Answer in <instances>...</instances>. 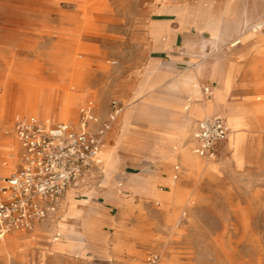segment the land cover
<instances>
[{
	"label": "rangeland",
	"instance_id": "1",
	"mask_svg": "<svg viewBox=\"0 0 264 264\" xmlns=\"http://www.w3.org/2000/svg\"><path fill=\"white\" fill-rule=\"evenodd\" d=\"M151 1L0 0V100L3 103L0 104V165L5 161L6 166L13 164L6 172L0 171V177L9 175L18 164V144L11 130L13 122L23 115L43 114L49 104L58 101L60 96L49 88L70 90L78 77L82 98L67 121H74L79 107L88 99L97 105L101 119L107 118L111 100L121 106L103 141L108 147L103 146L102 173L94 169L77 186H71L56 212L42 223L35 224L31 230H13L5 235L4 238L18 234L29 239L24 245L23 262L12 260V264H108L109 259L100 257L88 244L85 248L65 249L62 243L72 241L63 231L65 221L78 217L82 208L84 217L91 214L94 204L90 200H94L105 211L109 223L124 208L108 199L107 192L119 195L116 198L120 202L124 196L130 197L135 205L140 190L153 188L168 192L172 181L180 185L179 195L173 197L175 205H170V210L159 200L153 202L157 209L149 214L158 218L162 231L147 240L148 246H139L142 254L146 250L159 252V264H264V131L253 132L248 158L221 166L217 172L214 162L219 158L206 159L209 173L197 179L189 177L183 165L196 170L201 166L199 159L203 158H195L193 166L184 158H179L180 161L159 158L156 153L161 148L159 140L139 153L117 146L119 158H112L111 149L115 147L125 105L137 107L140 103L134 90L140 86L138 77L148 54L139 63L134 60L137 45L132 32L138 20L147 15L146 7ZM218 53L199 49L194 51L191 62H175L177 76L163 77L149 88L153 101L135 109L132 127L136 130L148 123L166 122L177 100L202 97L207 85L204 80L207 66L217 61ZM112 60L116 63L111 64ZM169 65L168 56L163 55L158 67L166 70ZM193 80L200 86L197 96L190 92ZM222 89H216L212 98L203 96L210 109L205 116L229 97L230 91ZM196 105L199 104L194 101L190 113ZM236 107L243 113L252 108ZM57 110L49 108L53 115ZM259 117L263 122L264 111ZM227 120L233 128L254 126L230 118L229 114ZM194 121L184 142L191 138ZM174 147L179 149L180 145L175 142L169 150L175 151ZM8 155L12 162L7 161ZM145 178L150 182L146 183ZM135 223L136 217L132 215L130 225ZM42 225L47 229L44 233L38 231ZM102 229L112 231L108 224H102ZM57 234L60 235L55 239ZM0 264H5L4 252L0 253Z\"/></svg>",
	"mask_w": 264,
	"mask_h": 264
},
{
	"label": "crops",
	"instance_id": "2",
	"mask_svg": "<svg viewBox=\"0 0 264 264\" xmlns=\"http://www.w3.org/2000/svg\"><path fill=\"white\" fill-rule=\"evenodd\" d=\"M146 12L147 15L138 20V26L132 32L136 36L137 45V58H134V60L139 63L140 59L143 60L145 54H148L145 67L138 77L140 86L134 90V96L139 99L140 103L137 107L135 104L125 105L123 118L115 135V147L110 146L113 148L114 153L112 158H119L116 150L117 146H123L139 153L151 146L153 142H158L157 140L160 141L159 146L161 147L156 151L159 158L168 160L203 158L194 151L196 145L194 132L197 122L204 116L198 117L194 113H190V109L194 105V101L200 107H204L203 96L206 99L212 98L213 93L206 96L202 91L203 96L200 98L177 100L172 105L174 112L169 115L166 122L148 123L143 128L136 130L131 124L135 109L153 101L148 91L149 88L163 77L177 76L175 62H191L194 51L199 49L219 52L217 61L212 66H207L204 77L206 86L214 93L216 89L221 90L223 86L225 91L227 90L226 85L231 86L229 97L216 104L211 114H207L223 117L229 129L228 136L230 135L229 145L227 146V143H225L215 157L219 159L214 162V172H217L221 166L239 163L241 158H248V149L253 145L251 136L255 131H264V121H254L252 127L233 128L227 120V114L231 107L240 105L252 107L255 104H264V30L258 32L249 30V26L264 13V0H153L146 7ZM203 38L206 39L201 44ZM163 55H167L170 62L169 69L166 70L158 67ZM112 61L111 64L116 63H112ZM188 78V81H192V77ZM191 85L190 92L197 96L200 86L195 80ZM88 103L92 104L93 111L98 118V122L94 124L97 127L106 119L99 118V109L91 99L86 100L79 109ZM77 117L78 112L74 121ZM38 118L49 123L58 122ZM194 119L191 138L184 142V138L190 130V124ZM175 142L180 145L179 149L174 147L175 151H170L169 146ZM104 146L108 147V145ZM8 157L7 161L12 162L10 155ZM98 158H100V154L79 182L83 181L89 175V172L94 171V169H98L99 174L102 173L105 162L101 168H98ZM199 162L201 166L196 170L182 164L189 177L197 179L202 174L209 173V162L205 158L199 159ZM5 163L6 161L2 162L1 165L5 166ZM117 168H115V171ZM174 168L178 169V166ZM174 177L176 178V176ZM144 180L146 183L150 182L148 178ZM112 183H114V176ZM171 185V190L164 193L153 188L140 190L135 205L130 201V197L124 196L123 201L120 202L116 198L119 195L107 192L108 199L120 208H124H121L117 217H112L109 223L105 219V211L94 200H90L94 204L92 206L94 211L91 214L84 217L82 208L78 217L65 221L66 225L63 231L66 237L72 241L62 243V246L65 249L72 247L85 248L88 244L93 252L100 257L108 258V264L111 261L115 264H126L136 255L142 254L139 248L148 246L147 240L152 238L153 234L159 230L162 231L161 223H157L158 218L152 217L149 212L157 209L153 205L155 200L161 201L165 208L171 210V206L175 205L173 202L174 191L178 186L180 187L177 181H172ZM132 215L136 217V223L133 226L130 225ZM45 220L38 222V224ZM102 224L111 226L112 231H104ZM43 226L38 229L41 233L47 231ZM59 235L57 234L55 239ZM4 237L0 238V241ZM13 237L16 238V242L21 247L29 243L26 236L14 234ZM151 251L153 250H146L143 254ZM23 259L24 255L21 260H16L9 256L7 251L4 252L5 264H12V260L21 263Z\"/></svg>",
	"mask_w": 264,
	"mask_h": 264
},
{
	"label": "built area",
	"instance_id": "3",
	"mask_svg": "<svg viewBox=\"0 0 264 264\" xmlns=\"http://www.w3.org/2000/svg\"><path fill=\"white\" fill-rule=\"evenodd\" d=\"M249 30H264V13ZM203 93L210 96L213 92L205 86ZM120 111V104L111 100L106 120L97 127L94 124L98 118L91 103L79 109L75 121L49 123L35 115H24L13 122L11 130L19 146V164L9 175L0 177V238L13 230H31L56 212L66 191L77 185L96 161L105 135ZM228 134L223 117L204 116L194 132L195 153L214 159ZM160 260L159 252L151 251L126 264H159Z\"/></svg>",
	"mask_w": 264,
	"mask_h": 264
},
{
	"label": "bare ground",
	"instance_id": "4",
	"mask_svg": "<svg viewBox=\"0 0 264 264\" xmlns=\"http://www.w3.org/2000/svg\"><path fill=\"white\" fill-rule=\"evenodd\" d=\"M74 79H75L74 82L76 84H74V86L72 85L70 90L64 89L65 87H60V88L59 87H53L51 89L49 88V90L54 91L53 92L54 94L60 96L59 100L58 101H53L51 104H49L44 109L45 112L43 114H34V115H36L38 117L41 116V118H43L45 120H56V119L65 120V119H69V118L73 117L72 111L74 110L75 106L81 101V98H82V93H80L82 85L78 81V77H76ZM230 88H231V86H227L226 85L227 91H230L231 90ZM43 98H45V97H43ZM55 100H57V99H55ZM0 104L3 105L1 100H0ZM204 104H205L204 107H200L199 105H196L193 108L191 113H194V114H197V115H199V114L201 115L202 114L203 116H205L206 113L210 109H209V104L208 103H204ZM49 108L58 109L57 110L58 113L53 115L52 113H50ZM263 111H264V104L259 103V104L253 105L252 108L249 111L245 112V113L240 112L238 107H235V108H231L228 114H229L230 118H233V119L234 118H239V119H242L243 121H246V122H248L250 124H254L253 123L254 121H259V118H260L259 116L263 113ZM65 121H67V120H65ZM229 142H230V135L228 136V139H227V142H226L227 146L229 145ZM111 152L113 154V150L112 149H111ZM99 154H100V158H98V165L97 166H98V168H101L103 163L105 162L103 160V147H102V149H100ZM184 159L187 162H189V164L191 166H193L195 158H184ZM12 165L13 164H11L9 166L0 165V171L1 172H6L7 169L12 167ZM178 195H179V188L177 187V189H175V191H174L173 197H177ZM13 235L14 234L9 235L6 238H4L2 241H0V253L2 254L3 252H6V250H7V252L11 253V256L14 257L16 260H21L23 258V253L22 252H23L24 247H21V246L18 245V243L16 242V238L13 237Z\"/></svg>",
	"mask_w": 264,
	"mask_h": 264
}]
</instances>
